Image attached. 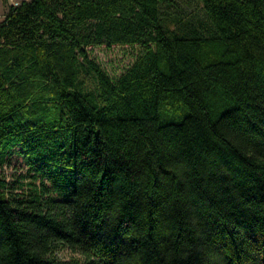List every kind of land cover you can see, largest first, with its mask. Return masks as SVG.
Masks as SVG:
<instances>
[{"label": "trees", "instance_id": "obj_1", "mask_svg": "<svg viewBox=\"0 0 264 264\" xmlns=\"http://www.w3.org/2000/svg\"><path fill=\"white\" fill-rule=\"evenodd\" d=\"M200 1L8 5L0 264H264V0ZM104 44L142 51L113 78Z\"/></svg>", "mask_w": 264, "mask_h": 264}, {"label": "rangeland", "instance_id": "obj_2", "mask_svg": "<svg viewBox=\"0 0 264 264\" xmlns=\"http://www.w3.org/2000/svg\"><path fill=\"white\" fill-rule=\"evenodd\" d=\"M20 1L17 0L18 3ZM171 1L172 6L169 8L170 12L179 14L185 19H197L204 16L200 0ZM17 2L15 3L18 4ZM141 51L142 47L140 45L114 44L109 47L104 44L92 47L91 55L113 78H116L135 62ZM4 173L9 180H13L19 176L26 175L27 168L22 158L14 155L11 162L5 166Z\"/></svg>", "mask_w": 264, "mask_h": 264}, {"label": "crops", "instance_id": "obj_3", "mask_svg": "<svg viewBox=\"0 0 264 264\" xmlns=\"http://www.w3.org/2000/svg\"><path fill=\"white\" fill-rule=\"evenodd\" d=\"M15 2H17V0H0V18L6 13L7 6Z\"/></svg>", "mask_w": 264, "mask_h": 264}, {"label": "built area", "instance_id": "obj_4", "mask_svg": "<svg viewBox=\"0 0 264 264\" xmlns=\"http://www.w3.org/2000/svg\"><path fill=\"white\" fill-rule=\"evenodd\" d=\"M18 3V2H17Z\"/></svg>", "mask_w": 264, "mask_h": 264}]
</instances>
